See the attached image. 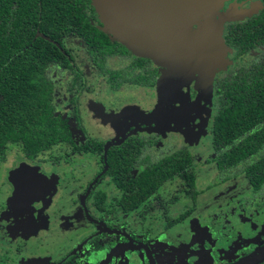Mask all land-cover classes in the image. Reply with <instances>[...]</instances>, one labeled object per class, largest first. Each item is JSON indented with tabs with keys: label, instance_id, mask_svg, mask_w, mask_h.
<instances>
[{
	"label": "flooded vegetation",
	"instance_id": "obj_1",
	"mask_svg": "<svg viewBox=\"0 0 264 264\" xmlns=\"http://www.w3.org/2000/svg\"><path fill=\"white\" fill-rule=\"evenodd\" d=\"M224 4L220 15H248L223 22L229 52L209 103L197 73L178 61L138 56L113 40L102 71L72 27L52 41L58 60L47 61L41 77L56 138L32 155L20 142L2 145L0 161L7 143L19 144L21 156L0 177V264H233L264 246V181H251L264 171L252 169L264 158V115L242 133H226L218 119L236 109L243 88L249 95L264 81V0ZM85 12L101 26L94 9ZM245 54L247 66H236ZM242 142L256 152L230 157ZM59 145L67 155L42 156ZM174 155L183 170L158 169L154 183L156 168ZM176 182L183 191L168 196L163 188ZM195 214H205L206 238L183 237Z\"/></svg>",
	"mask_w": 264,
	"mask_h": 264
},
{
	"label": "trees",
	"instance_id": "obj_2",
	"mask_svg": "<svg viewBox=\"0 0 264 264\" xmlns=\"http://www.w3.org/2000/svg\"><path fill=\"white\" fill-rule=\"evenodd\" d=\"M75 1L0 0V153L2 145L9 141L20 142L23 152L32 155L56 138V128L52 125L54 119L45 107L48 94L41 77L46 62L58 60V50L52 41L58 40L72 27L86 44L95 65L103 69L101 55L113 48L114 41L101 30L96 19H88L85 10L93 11L91 1ZM36 30L48 40L35 36ZM59 56H62L61 52ZM59 59L65 62L63 56ZM235 106L236 109L228 110V107L225 113L218 116L221 125L228 127L226 133H242L264 115V81H254L249 95L248 85L243 88ZM255 145L248 142L247 151L242 142L229 156L239 158L245 157L246 152L255 153ZM174 157H170L173 161L167 160L156 168L154 183L159 181L158 169H170L180 174L184 168L183 160L181 157L175 160ZM261 165L264 166V158L253 164L252 169H259ZM184 177L189 181L192 179L191 174L184 173ZM253 178L252 183L264 181V171Z\"/></svg>",
	"mask_w": 264,
	"mask_h": 264
},
{
	"label": "water",
	"instance_id": "obj_3",
	"mask_svg": "<svg viewBox=\"0 0 264 264\" xmlns=\"http://www.w3.org/2000/svg\"><path fill=\"white\" fill-rule=\"evenodd\" d=\"M90 1L101 30L112 40L138 56L178 61L176 66L190 76L197 73L200 90L209 87L213 73L225 66L228 48L221 37L223 22L248 15L247 10L218 14L220 0ZM263 259L264 246L233 264Z\"/></svg>",
	"mask_w": 264,
	"mask_h": 264
},
{
	"label": "rangeland",
	"instance_id": "obj_4",
	"mask_svg": "<svg viewBox=\"0 0 264 264\" xmlns=\"http://www.w3.org/2000/svg\"><path fill=\"white\" fill-rule=\"evenodd\" d=\"M230 0H220V7H219V9L222 7V5L225 3L226 5H227V3L229 2ZM224 4V5H225ZM219 9L217 10V13L219 12ZM221 15H225V13L223 14H221ZM222 28H223V25H222ZM221 37H222V33H221ZM223 39V38H222ZM224 42V41H223ZM65 46L66 47H68V48H71V49H74V47H75V44L74 43H72V42H68V43H65ZM77 48H78V46H76ZM78 50V49H77ZM228 52H229V50H226V53H225V59L227 60V55H228ZM79 56H81V54H79V53H77L76 54V58H77V63H78V65L80 66V68L83 70V72H87V73H91V71L92 70H89V71H87V70H85V67H86V61L85 60H82V59H78L79 58ZM250 60H249V57H248V55L247 54H245V55H243V57H241L239 60H238V62H237V65L236 66H238V67H240V66H247V64H248V62H249ZM226 63H227V61H226ZM226 63H225V66H224V68L226 67ZM223 68V69H224ZM223 69H217L216 71H218V70H223ZM235 69V68H234ZM213 75H214V73H213ZM213 75H212V77H213ZM197 79V78H196ZM196 82H197V84H196V86H197V88H198V86L200 85V83L196 80ZM211 89H212V82L210 83V85H209V87L207 86L206 87V89H203V90H200V89H198L199 90V96L201 97H204V98H207V102L209 101V99H210V95H211ZM206 90V91H205ZM208 91H209V93H208ZM209 103V102H208ZM143 117H146L145 115H142ZM67 152V148L66 147H63L62 145H59V146H56V147H52V149H50V151H48V152H46V153H43V155L42 156H49V159L51 160L52 159V157H55V154H61V155H67L68 153H66ZM69 152V151H68ZM20 156H21V153H20V146H19V144H10V143H7L6 145H5V147H4V159L2 160V161H0V177H1V179H2V175H3V172L7 169V168H9L17 159H19L20 158ZM94 164H96V165H98L99 164V161H98V159L97 158H94ZM206 184V181H204L203 183H202V185H201V187H203V185H205ZM166 192H168V193H166L168 196H174L175 195V193L177 192V191H183V186H182V184H180V183H178V182H176V183H172V184H170V185H167V186H165L164 188H163ZM246 190V189H245ZM183 202H184V200H185V198H180ZM205 214H202V216L201 215H198V214H195V215H193V218L191 219V221H190V223H191V230H189L188 232H185V234L183 233V237L185 236V237H187V236H189L190 234L192 235L191 236V238H193V236L195 237H197V236H199L200 237V239H202V238H206L207 237V235L205 234V232H203L202 230H203V228H205V226H203V225H201V223H202V218H203V216H204ZM201 218V219H200ZM161 224H156V225H153V229H154V232L155 233H159L160 231H161ZM151 227H152V225H151ZM179 229V228H178ZM178 229H176V230H178ZM175 230V231H176ZM187 230V229H186ZM185 230V231H186ZM170 232H172V231H170ZM176 232H178V231H176ZM180 232V231H179ZM172 235L174 236V234L172 233ZM264 236V235H263ZM263 236H261V237H259L258 238V241H261V240H263ZM184 242H185V240H183ZM196 248L198 247L199 248V250H200V245H196L195 246ZM222 259H224V257H222ZM219 262H222L223 260H221V259H219L218 260ZM201 264H212L211 263V261L210 260H208V259H204L202 262H201Z\"/></svg>",
	"mask_w": 264,
	"mask_h": 264
}]
</instances>
